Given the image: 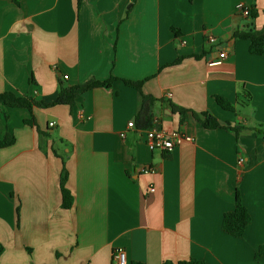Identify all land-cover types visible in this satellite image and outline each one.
Returning <instances> with one entry per match:
<instances>
[{"label": "crops", "instance_id": "obj_1", "mask_svg": "<svg viewBox=\"0 0 264 264\" xmlns=\"http://www.w3.org/2000/svg\"><path fill=\"white\" fill-rule=\"evenodd\" d=\"M249 25L264 33V0H0V93L52 103L60 84L143 82L154 125L192 138L150 151L139 94L121 81L73 107L0 106V142L13 138L0 147V264H111L117 249L127 264H264V56L233 38ZM193 114L244 129L208 130ZM237 192L250 216L240 238L222 230Z\"/></svg>", "mask_w": 264, "mask_h": 264}, {"label": "trees", "instance_id": "obj_2", "mask_svg": "<svg viewBox=\"0 0 264 264\" xmlns=\"http://www.w3.org/2000/svg\"><path fill=\"white\" fill-rule=\"evenodd\" d=\"M250 8V7H249ZM257 13L254 9V7L250 8L249 12V21H253L256 19ZM233 38L235 40H246L249 42V53L252 55L257 56H264V33H259L253 29L252 25H249V29L246 31H236L233 34ZM175 63H178L176 61ZM116 81H121L124 83V85L135 89L139 94V109L136 115V126L139 130H149L152 128H159L156 127L153 123V115H152V109L157 102L154 98L150 96H146L142 92V85L143 82H133L129 80H120L116 77L111 76L106 81H96L91 80L81 85H76L72 87H67L62 84L59 85L58 93L56 96V99L52 103H44V102H38L33 100L30 97L22 96L18 97L14 93L11 92H4L0 93V106L6 108H24L28 110H32L34 107L37 108H49L56 105H66L73 107L76 102V98L86 94L90 90L96 89V88H104L109 89L111 87V84ZM216 103L224 110L233 112L234 108L232 105L225 100L224 98L217 97ZM172 112L178 114L179 116V124L183 125L185 121L187 120V111L181 108H175L172 107ZM194 118L201 124V126L205 129L212 130L217 128H224L226 130H229L236 135L242 131L244 128H238V127H230V126H221L219 122L212 117L209 114H201L196 115L193 114ZM5 118L7 119V115L5 114ZM26 124H34V121L29 120L25 121ZM257 133H260L264 135V128L262 129H255ZM13 143V138L10 137L8 134L4 135L3 140L0 142V147H6ZM66 180L67 175L64 172H62L60 177V193H61V208L68 210L73 205V197L70 193V191L66 188ZM250 222V216L246 210V208L243 206L239 193H236L235 197V207L232 211L227 212L223 216L222 220V230L224 233L235 237L240 238L242 237L247 225ZM1 252V248H0ZM264 255V246L260 247L257 255L260 256ZM130 264H143L140 262H132ZM164 264H173L171 262H165ZM176 264H203L202 262H198L195 260H189V261H183L178 262Z\"/></svg>", "mask_w": 264, "mask_h": 264}, {"label": "built area", "instance_id": "obj_3", "mask_svg": "<svg viewBox=\"0 0 264 264\" xmlns=\"http://www.w3.org/2000/svg\"><path fill=\"white\" fill-rule=\"evenodd\" d=\"M237 10L238 12H240V14H242V16L246 18L249 17L250 8L245 6L244 4H239L237 6ZM207 42L213 45L216 43V39L213 36H208ZM180 44L184 45L185 41H180ZM227 55L228 54L226 51H220L218 54V58L210 62L209 65H220L222 61L227 58ZM64 79H67V77L64 76ZM168 96H170V94ZM50 126H53V124H50ZM128 127L134 128V123H128ZM184 142H192V138L186 136L180 131L168 132L160 128H152L145 131V144L150 151L171 153L174 149L179 147ZM238 164L242 165L243 160L239 159ZM142 172L152 173L154 172V170L152 168H143ZM151 192H153V189H151ZM111 264H127L126 254L122 249H117L113 252L111 257Z\"/></svg>", "mask_w": 264, "mask_h": 264}]
</instances>
